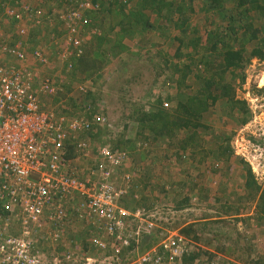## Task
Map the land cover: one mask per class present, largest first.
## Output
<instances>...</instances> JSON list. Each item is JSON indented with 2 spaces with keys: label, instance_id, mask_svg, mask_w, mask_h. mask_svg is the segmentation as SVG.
I'll return each mask as SVG.
<instances>
[{
  "label": "rangeland",
  "instance_id": "1",
  "mask_svg": "<svg viewBox=\"0 0 264 264\" xmlns=\"http://www.w3.org/2000/svg\"><path fill=\"white\" fill-rule=\"evenodd\" d=\"M76 1L0 0L4 4L0 7V57L5 64L22 65L24 62L5 52V48L19 46L26 53L25 73L34 76L38 86L44 80L50 82V89H43L45 108L57 114L68 112L67 119L92 125L91 131L71 138L91 146L89 152H73V156L78 155L75 160L82 169L81 178H87L93 167L98 184L108 182L127 190L126 204L133 212L143 208L140 203L150 206L146 210L149 219L143 218L141 236L136 242L141 244L153 235L143 243L145 249L137 248L140 253L135 250L138 254H132L127 251L131 240H135L132 235H128L129 246L114 243L99 230V225L94 226L92 220L84 217L81 207L87 199L77 196L67 207L69 226L62 241L52 240L40 246L48 264L58 260L60 264H72L66 256L73 253L74 264H122L117 261L118 255L124 261L142 256L169 234L184 235L182 230L187 227L200 228L201 235H184L190 241V250H194L189 262L194 259L197 264H247L240 258L250 255L253 261L259 259V264H264V214L259 213L264 207L260 201L264 194V93L260 92L264 89V60L251 58L256 49L264 47V0H257L253 9L257 36L245 50L235 49L242 52L243 63L230 83L236 88L235 100L239 104L210 105L202 115L200 132L192 128L179 131V141L190 139L186 152L162 138L154 142L149 129L140 127L138 120L140 111L151 112L158 102L167 111H173L178 102L180 72L188 62L187 58L175 57L181 30L167 19H156V14L149 13L147 0H98L99 4H94L96 12L90 19L87 16L89 27L82 28L77 44L64 36L65 23L61 20L77 6ZM169 1L176 5L186 3L185 8L195 5L197 13L187 14L188 26H196L201 32L220 31L238 17L236 0ZM80 2L92 4V0ZM203 4L212 7L204 9ZM36 10L43 14L40 23L30 19V13ZM144 12L151 16L146 26L147 18L141 16ZM16 16L23 22L17 23ZM174 16L183 18L178 12ZM19 25L27 28L24 39L17 34ZM160 27L167 31L163 33ZM190 35V39L195 36ZM202 49L199 52H205ZM36 52L42 54L43 60L36 58ZM213 59L214 56L210 61ZM201 70L206 74L205 68ZM201 82H186V86L195 93ZM219 142L225 147L217 157L202 162L201 150L194 156L198 146L204 147L205 152L215 151ZM103 149L124 154L121 169L104 160ZM103 162L111 166L110 170L101 172L97 168ZM248 170L253 178L247 175ZM130 223L136 228L133 220ZM94 240L100 244L95 245ZM219 247H225L227 253L220 252Z\"/></svg>",
  "mask_w": 264,
  "mask_h": 264
},
{
  "label": "built area",
  "instance_id": "2",
  "mask_svg": "<svg viewBox=\"0 0 264 264\" xmlns=\"http://www.w3.org/2000/svg\"><path fill=\"white\" fill-rule=\"evenodd\" d=\"M3 5L0 3V7ZM79 6L80 11L66 13L63 20L67 22L71 41L77 44L82 28L89 27L90 23L84 9L92 7L87 2ZM30 15L37 23L43 18L40 10ZM15 19L17 23L24 20L20 16ZM16 31L21 39L25 38V26L19 25ZM5 52L24 63L12 66L0 57V264H48L40 249L49 240L56 243L62 240L61 234L69 225L67 207L77 196L87 199L81 207L84 217L92 220L94 226L99 225V230L114 243L129 246V233L137 241L143 218L149 219L146 209L133 212L126 204L127 190L108 182L98 184L93 167L87 178H81L82 169L75 160L78 155H69L70 150L76 154L91 150L89 142H73L71 138L91 131L92 125L79 119L69 120L46 109L35 89L38 85L35 77L25 73L26 53L19 46L5 48ZM35 56L43 60L40 52ZM40 86L48 90L50 82L46 80ZM101 154L111 165L122 168L124 154L108 149H103ZM97 168L104 172L111 166L103 162ZM81 210L76 208L79 216H82ZM132 220L136 228L131 227ZM94 244L100 241L94 240ZM193 254L188 238L169 234L142 256L124 261L118 255L117 261L122 264H190L186 259ZM75 258L74 253L66 256L72 264L76 263Z\"/></svg>",
  "mask_w": 264,
  "mask_h": 264
},
{
  "label": "trees",
  "instance_id": "3",
  "mask_svg": "<svg viewBox=\"0 0 264 264\" xmlns=\"http://www.w3.org/2000/svg\"><path fill=\"white\" fill-rule=\"evenodd\" d=\"M90 2V0H88ZM117 1V0H116ZM184 2V0H180V2ZM215 2L217 0H214ZM99 1L92 0L91 8L86 10L84 9L85 16H91L94 14L95 11V5L99 4ZM114 2V1H112ZM181 2V3H182ZM237 6V18H233L231 21V25H228L226 28L218 30H211L210 32L206 33V31H199L196 26H188L189 18L187 17L188 13H192V15H195L197 13V8L195 5L188 6L185 8V4H179L176 5L173 3V1L169 0H147L146 9H148V12L152 14H156V19H167L170 24L173 25L175 29L181 30V39H179L180 46L176 50L175 57L178 60H183L184 58L188 59V62L185 63L181 69L180 72V87L178 91V102L174 108L173 111H167L164 110L162 107V103L158 102L157 105L153 106L151 108V112H143L140 111L138 113V120H140V127L144 129H149L151 133V138L155 142L156 140L163 139L164 141L168 140L167 143H169L171 146H179L183 152H186L187 148L190 147V143L188 138H184L181 141H179V131L182 129H190L192 128L193 131L200 132V129L203 128V125L201 124V118L204 112H207L210 105L221 103L224 106H235L239 104L235 100V90L233 83L231 82V79H234L235 71L240 68L242 65L243 58L240 56V54L235 49L237 47L245 50L248 46L247 44L252 43L254 40L253 37L257 36L255 33L258 31H254L255 24H253L254 20L252 18L254 4L257 2V0H236ZM80 0L76 1L77 5L69 12H77L80 11ZM249 3V4H247ZM258 3V2H257ZM187 6V5H186ZM212 7L211 4H203L204 9H210ZM244 8V9H243ZM259 9V7H257ZM243 9V11H240ZM177 10V11H176ZM218 10H223V8H219ZM258 11V10H257ZM69 12H66L69 14ZM176 12L183 18L175 19ZM211 13V12H210ZM166 14V16H163ZM217 14V12H216ZM67 15V14H66ZM141 16H144L147 18L145 23V26L149 23L151 20V16H146L145 12L144 14H141ZM225 17H228L225 15ZM225 17L219 18L222 21H225ZM231 17V16H229ZM65 17L61 18L62 22ZM90 19V18H89ZM175 19V20H174ZM140 22H143L140 18ZM168 23V24H169ZM154 26L152 25V28ZM151 29V28H149ZM65 32L66 35H64L66 38L69 36L67 32V25L65 23ZM160 31L163 33L166 32V28L160 27ZM240 31V34H239ZM194 34L195 36L190 39L191 35ZM250 36V37H249ZM189 37V38H188ZM206 38V39H204ZM69 39V38H67ZM178 39V38H177ZM252 40V41H251ZM201 45H204L205 47H200ZM199 48H203L202 50L205 52H199ZM193 50V53L191 51L190 54H188L187 50ZM264 47L256 49L254 54L251 56L258 57L259 59L264 60ZM187 53V54H186ZM197 54V56H196ZM214 56L213 61H210V58ZM167 64V63H166ZM190 64V65H188ZM205 68V73H201V69ZM229 77L227 74H229ZM208 74V75H207ZM193 80V81H192ZM195 80H201L200 88L197 92L193 93L191 91V87L186 86V82H194ZM46 81V80H44ZM185 91L183 92V89ZM35 89H38L41 96L45 95L43 92V88L36 85ZM261 93H264V89L260 91ZM159 106V107H157ZM68 113V112H67ZM67 113H61L58 114L60 116H65ZM66 117V116H65ZM245 120H243L244 122ZM199 134V133H198ZM178 141V142H177ZM211 143V142H210ZM215 146L217 145L216 142H212ZM220 143V142H219ZM192 144V143H191ZM225 144L222 142L219 144V147L214 149L215 151H209L205 152L204 147L198 146L196 150H194L193 154L196 156L197 153L201 150V153L204 154V157L200 159V161H205L206 159H213L217 157L216 155H220L221 151L220 149H224ZM200 148V149H199ZM73 149V148H72ZM195 149V148H193ZM227 152V151H226ZM226 152H221L222 155H225ZM69 155H73V151L70 150ZM247 175L250 178H253L252 172L248 170ZM252 182L248 181V186H251ZM260 201L264 202V194L261 197ZM145 205V204H144ZM140 206L145 208L146 210L150 208V206L145 207L142 203H140ZM179 209L180 206H178ZM262 212L264 214V207L259 210V213ZM246 220V219H245ZM251 220V219H250ZM247 219L246 221H250ZM182 233L189 237L193 238L200 235V228H193V227H187L182 230ZM193 233V236L192 234ZM150 234L148 238H144L141 242V244L137 243L136 240H131L130 248L127 249V251H132V254H138L135 252L137 248L139 249H145V243L151 236ZM244 240V239H243ZM245 241V240H244ZM148 244V243H146ZM244 250L247 248V245H244ZM218 249L220 252H226L225 247H219ZM243 249V248H242ZM248 249L250 252V244L248 245ZM138 251V250H136ZM140 253V251H138ZM213 257V255H211ZM136 257V256H135ZM251 256H246V259L240 258L242 262L250 264H259L260 260L257 259L256 261H253L250 259ZM187 262H189V259H186ZM190 263H196L197 261H194V259L190 260Z\"/></svg>",
  "mask_w": 264,
  "mask_h": 264
},
{
  "label": "crops",
  "instance_id": "4",
  "mask_svg": "<svg viewBox=\"0 0 264 264\" xmlns=\"http://www.w3.org/2000/svg\"><path fill=\"white\" fill-rule=\"evenodd\" d=\"M68 226H69V225H68ZM67 228H68V227H67ZM66 230H67V229H66ZM65 233H66V231H65ZM62 235H63V234H61V238H62ZM60 240H61V239H60ZM49 241H50V240H49ZM49 241H47V244H49V243H48ZM61 241H62V240H61ZM47 244H46V245H47ZM76 253L78 254V252H76ZM61 259H62V258H61ZM191 264H195V263H191Z\"/></svg>",
  "mask_w": 264,
  "mask_h": 264
},
{
  "label": "clouds",
  "instance_id": "5",
  "mask_svg": "<svg viewBox=\"0 0 264 264\" xmlns=\"http://www.w3.org/2000/svg\"><path fill=\"white\" fill-rule=\"evenodd\" d=\"M193 255H194V254H193ZM193 255H192V256H193ZM189 259H190V258H189Z\"/></svg>",
  "mask_w": 264,
  "mask_h": 264
}]
</instances>
